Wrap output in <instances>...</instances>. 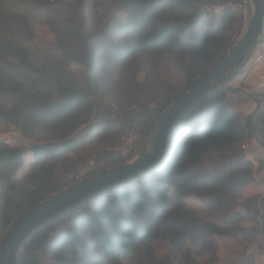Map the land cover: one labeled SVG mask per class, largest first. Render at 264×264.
I'll return each instance as SVG.
<instances>
[{
	"label": "trees",
	"instance_id": "obj_1",
	"mask_svg": "<svg viewBox=\"0 0 264 264\" xmlns=\"http://www.w3.org/2000/svg\"><path fill=\"white\" fill-rule=\"evenodd\" d=\"M114 1L120 11L103 27L87 31L83 15L63 5V0H43L47 7L65 9L56 19L59 53L54 56L36 54L20 41L18 32L33 40L34 28L22 11H12L6 0H0V126H14L35 140L28 147L0 140L1 225L15 221L0 250L33 207L73 184L52 185L49 163L56 155L113 126L119 129L130 115L129 126L139 134L137 152L147 151L164 109L213 70L232 45L238 18L231 9L215 14L219 17L215 19L202 9L204 0ZM143 52L153 57L151 79L157 78L152 74L159 61L166 59L184 74L185 84L166 83L153 122L139 128L137 110L118 120L112 111L105 112L97 70L103 63L121 66L127 75L131 62L141 65ZM230 89L224 79L213 83L177 121L154 167L41 226L22 244L19 263L110 264L134 256L140 264H178L179 253L185 250L184 264H219L217 236L232 233L218 223L200 221L187 199L196 196L209 208H233L255 178L254 163L244 158L241 142L252 130L264 135V108L258 105L241 117L232 108ZM8 91L18 95L11 110L3 100ZM210 155L222 157L223 163L206 165ZM125 162L119 155L97 172ZM259 163L258 170L264 169V160ZM253 200L246 198L247 211L235 210L233 219L252 221L247 203ZM190 239L193 252L187 249ZM157 241L168 242L169 253L158 257ZM203 253L208 258L200 260Z\"/></svg>",
	"mask_w": 264,
	"mask_h": 264
},
{
	"label": "rangeland",
	"instance_id": "obj_2",
	"mask_svg": "<svg viewBox=\"0 0 264 264\" xmlns=\"http://www.w3.org/2000/svg\"><path fill=\"white\" fill-rule=\"evenodd\" d=\"M6 1L7 7L10 10L22 11V14L28 18L34 28L35 38L33 40L26 38L22 32H18L20 41L36 54L58 55L59 50L55 46L57 35L54 29H56L58 22L56 19L61 18V11L59 10H65L63 6L59 9H53L52 7L43 5V0ZM63 5H69V8H74L83 15V25L87 31L94 29L96 25L103 27L113 14L120 11V7L114 0H63ZM207 8L209 7H205V5L202 7L203 10L210 14V17H214L215 19L219 18L215 14L223 12H216ZM235 31L232 34V45L228 51L239 42L238 38H234ZM139 59L141 65H138L137 62H131L130 66L126 69L128 76L124 70H121V66L109 68L108 65L103 63L99 66L97 73L100 84L99 98L104 102L105 112L112 111L113 118L115 117L118 120V117L122 118L127 113L133 114L137 110L141 113L137 114L139 128H141L145 123L149 125L153 122L157 115L159 109L158 100H160L161 95L166 91V83L183 86L185 84V76L179 70L172 68L166 59H161L157 68L153 69L155 75L152 74V76H157V78H152V80L148 76V70H151L153 66L152 54L143 52L139 55ZM73 66L75 68V64ZM241 72H244V70ZM231 85H234L233 88H238L230 96L233 104L232 108L241 117L244 118L252 113L258 105H260V109H263L264 97H259V95L250 93L246 88H242L243 83L238 86L234 83H231ZM3 100L6 107L11 110L18 101V95L8 91L3 95ZM237 100L240 102L239 104ZM130 116L128 117V121L123 120L120 126L118 125L119 129L113 126L111 130L94 136L92 139L89 138L87 142L80 144L78 148L63 150L56 155L49 163L53 168L54 182L52 185L60 182L73 183V174L80 165L89 160L97 159L99 162L98 171L100 167L108 165L110 160L123 155L121 146L126 128L135 131L129 126L131 122ZM86 125L87 123L83 124L78 130ZM75 133L76 131L68 137L73 136ZM138 135L137 133V137ZM0 140H4L12 146L26 145L28 147L35 143L34 139L25 138L14 126L8 128L0 126ZM153 143L154 140L148 144V150L152 148ZM241 148L244 152V158H248L254 163L255 178L252 183L245 187L239 198V202L231 209H214L207 207L198 197L190 196L187 199V203L195 209L200 221L218 223L232 233L217 236L218 248L216 253L220 259L219 264H264V169L258 170L260 165L259 160H264V135L259 134L256 130L249 131L248 136L241 142ZM137 150L139 151L138 147H135V152H132L130 157L128 156L125 160L131 162L132 158L138 155L139 152ZM32 157L26 160V163H29L27 170L30 168L31 161H33ZM99 158L102 160H98ZM223 161L224 159L218 155H210L206 160V165H219ZM248 197L254 198L252 202L247 203L253 220L238 222L233 219L232 213L237 209L247 211L244 201ZM1 203L2 199H0V205ZM14 222L13 220L9 226L2 227L0 214V242L6 237ZM170 249L171 246L166 241L154 242V251L158 257L169 253ZM187 249L192 252L195 250L193 240L190 239L188 241ZM184 251L179 253L178 264H184ZM206 258H208V254L203 253L200 255V260ZM110 264L140 263L138 258L130 256Z\"/></svg>",
	"mask_w": 264,
	"mask_h": 264
},
{
	"label": "water",
	"instance_id": "obj_3",
	"mask_svg": "<svg viewBox=\"0 0 264 264\" xmlns=\"http://www.w3.org/2000/svg\"><path fill=\"white\" fill-rule=\"evenodd\" d=\"M251 17L239 42L196 85L185 91L168 105L157 119V129L152 148L139 152L131 162L109 167L74 182L64 190L41 201L16 225L9 239L0 250V264H20L19 251L24 241L44 224L78 207L86 200L108 189L129 181L139 173L154 167L160 160L168 136L184 114L218 80L243 69L255 44L264 33V0H251Z\"/></svg>",
	"mask_w": 264,
	"mask_h": 264
},
{
	"label": "built area",
	"instance_id": "obj_4",
	"mask_svg": "<svg viewBox=\"0 0 264 264\" xmlns=\"http://www.w3.org/2000/svg\"><path fill=\"white\" fill-rule=\"evenodd\" d=\"M204 2L205 7H209L207 9H212L216 12L231 9L237 13L238 21L234 38L240 40L251 17V0H204ZM254 49H256L255 52L251 54L248 61L244 64L242 69L244 72H241L242 70L238 71L232 78L231 83L236 85L243 83V87L250 93L264 97V33L262 38L255 44ZM136 139L137 133L126 128L121 146L123 152L121 156L124 159H127L128 156L130 157L132 152H135ZM98 167L99 162L97 159L89 160L80 165L72 176L73 183L96 173Z\"/></svg>",
	"mask_w": 264,
	"mask_h": 264
},
{
	"label": "crops",
	"instance_id": "obj_5",
	"mask_svg": "<svg viewBox=\"0 0 264 264\" xmlns=\"http://www.w3.org/2000/svg\"><path fill=\"white\" fill-rule=\"evenodd\" d=\"M255 50H256V49H253L252 53H254ZM235 74H237V72L234 73L232 76H227V77H225V78H224V82H226V84L229 85V84L231 83L232 78L235 76ZM230 86H232V85H230ZM233 86H234V85H233ZM233 86H232L231 89L228 91L229 96H231V94H233V91H235V89H238L237 87L233 88ZM236 86H238V85H236ZM242 88H243V86H242ZM235 99H236V98H235ZM237 103L239 104L240 102L237 100Z\"/></svg>",
	"mask_w": 264,
	"mask_h": 264
}]
</instances>
